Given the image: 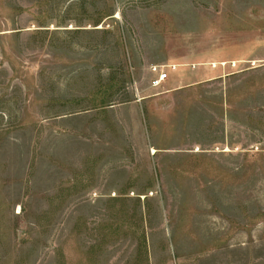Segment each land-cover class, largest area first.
Returning <instances> with one entry per match:
<instances>
[{"label":"rangeland","instance_id":"rangeland-1","mask_svg":"<svg viewBox=\"0 0 264 264\" xmlns=\"http://www.w3.org/2000/svg\"><path fill=\"white\" fill-rule=\"evenodd\" d=\"M0 264H264V0H0Z\"/></svg>","mask_w":264,"mask_h":264},{"label":"built area","instance_id":"built-area-1","mask_svg":"<svg viewBox=\"0 0 264 264\" xmlns=\"http://www.w3.org/2000/svg\"><path fill=\"white\" fill-rule=\"evenodd\" d=\"M180 64L170 63V64H158L153 65L150 70L153 74L152 79L150 81V85L153 88H161L169 78L170 74L173 71H176ZM193 68L196 67V64L192 65Z\"/></svg>","mask_w":264,"mask_h":264}]
</instances>
